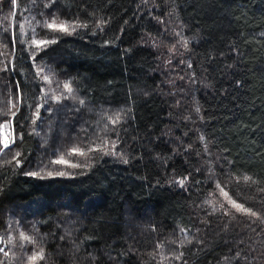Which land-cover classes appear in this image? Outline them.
Wrapping results in <instances>:
<instances>
[{"label": "trees", "instance_id": "trees-1", "mask_svg": "<svg viewBox=\"0 0 264 264\" xmlns=\"http://www.w3.org/2000/svg\"><path fill=\"white\" fill-rule=\"evenodd\" d=\"M9 123L0 264H264V0H0Z\"/></svg>", "mask_w": 264, "mask_h": 264}, {"label": "snow or ice", "instance_id": "snow-or-ice-1", "mask_svg": "<svg viewBox=\"0 0 264 264\" xmlns=\"http://www.w3.org/2000/svg\"><path fill=\"white\" fill-rule=\"evenodd\" d=\"M13 3H15V0H13ZM77 26H78V25H77ZM77 26L65 25L63 22H61L59 25H57L55 20L51 21L50 23H47V27H49V28L58 27L59 30H61V31H68V28H69V27L73 28V30H74V28L77 27ZM47 42H48V41H40V42L37 44V46L39 47V46H41V45H43L44 43H47ZM53 42H54V41H53ZM34 43H36V42L34 41ZM44 79H45V81H47V80H48V77H44ZM65 89H66L67 91H69V92L72 91V89H71L68 85H65ZM0 127H2V128H8V127H10V123H9V124H4V125H0ZM12 142H14V140H13ZM0 143L3 144V147H4V148H8V147H9V140H8V137L5 136V139H4L2 142H0ZM73 153H74V154H79V155H81V156L85 155L84 152H79L77 149H73ZM55 163H58V164H68V161H66V160H64L63 158H61V159L55 161ZM69 166H71V167H76L77 165H75V164H71V165H69ZM29 174H30V175H37V173H29ZM59 175H65V173L60 172ZM181 183H183V182H181ZM221 191L223 192V189H221ZM224 195L227 196V193H224ZM232 203H233V205H234L236 208H238V209L241 208V205L236 204L234 201H232ZM250 214L253 215V216L256 215V213H254V212H253V213H250ZM23 238H24L25 240H28V237H27V236H25V237H23ZM0 251H2V249H0ZM5 255H7V254L5 253ZM37 259H43V256H42V255H33V256L31 257V260H32L33 262H35Z\"/></svg>", "mask_w": 264, "mask_h": 264}, {"label": "rangeland", "instance_id": "rangeland-1", "mask_svg": "<svg viewBox=\"0 0 264 264\" xmlns=\"http://www.w3.org/2000/svg\"><path fill=\"white\" fill-rule=\"evenodd\" d=\"M90 110V109H89ZM91 112V111H90ZM98 116H99V118L95 121V123L94 124H92V125H94V127H95V133L96 134H101V133H103L104 131H105V128H104V125L100 122V118H103L104 116H105V113L104 114H101L100 113V111L99 112H97L96 113ZM90 125V124H89ZM49 129L48 130H43V133H42V137H41V141H42V145L43 146H46V144H47V142H48V139H49V135L51 134L50 133V127H48ZM60 130L61 131H59L57 134H58V136L59 135H61V137L64 135V131H65V129L64 130H62V128H60ZM82 130H84V128L83 129H81L80 128V131H82ZM8 131L10 132V134H8ZM0 133H1V135H2V141L5 139V136H7L8 137V140H9V145L11 144V142H12V136H11V128H9V130L7 129V128H2L1 127V131H0ZM93 137H95V136H93ZM1 141V142H2ZM2 144V143H1ZM3 145V144H2Z\"/></svg>", "mask_w": 264, "mask_h": 264}]
</instances>
